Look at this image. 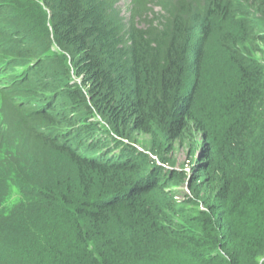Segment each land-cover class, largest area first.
I'll return each mask as SVG.
<instances>
[{"label":"trees","instance_id":"trees-1","mask_svg":"<svg viewBox=\"0 0 264 264\" xmlns=\"http://www.w3.org/2000/svg\"><path fill=\"white\" fill-rule=\"evenodd\" d=\"M17 1L31 21L52 30L63 57L70 60L57 72L65 77L63 91L72 109V116L59 118L65 120L60 127L70 126L64 136L74 149L65 150L87 190L79 203L41 188L44 197L38 199L20 173L10 174L6 186L16 187L19 194L8 198L0 215L10 216L3 220L27 216L36 228L42 209L58 215L53 209L57 203L73 229L63 264H258L264 255V33L246 45L245 39L233 40L235 47L243 43L250 59L235 61L234 76L226 82L232 92L217 90L220 94L207 98V107L200 106L207 118L197 120L212 22L240 11L234 1L177 0L166 15L150 18L149 1L132 0L133 22L127 29L109 13L106 0ZM251 1L264 14V0ZM2 6L0 2V12ZM193 32L199 34L196 42L190 40ZM69 63L78 82L70 78ZM40 69L0 49V92L21 109L27 101L21 82ZM49 85L45 75L37 84ZM82 109L84 120L73 117ZM52 111L47 104L34 115L49 126L59 117ZM196 128L208 143L189 139ZM139 142L150 153L139 151ZM177 142H188L189 174L172 169L168 147ZM4 159L0 153V162ZM157 160L159 165L152 166ZM146 169L148 188L136 185L137 174ZM89 171L104 178L99 196L106 199L79 206L91 196ZM179 181L189 183L191 193L181 203L169 197L161 210L156 199L149 204L144 198L164 182ZM58 222L51 218L48 225ZM114 229L117 237L109 236ZM67 230L59 228L56 242L45 238L63 246ZM34 237L29 242L36 243Z\"/></svg>","mask_w":264,"mask_h":264},{"label":"rangeland","instance_id":"rangeland-1","mask_svg":"<svg viewBox=\"0 0 264 264\" xmlns=\"http://www.w3.org/2000/svg\"><path fill=\"white\" fill-rule=\"evenodd\" d=\"M106 1L110 7L109 13L122 26L126 29L129 28L133 22L131 14L132 0ZM148 1L150 4L148 15L150 18L154 15L161 18L171 10L177 0ZM232 1L237 5L236 8H241L240 11L232 12L227 20L224 18V20L217 19L212 22L213 33L206 50L208 57L205 59L201 93L198 97L197 120L207 118V115L199 110L200 106L207 107V98L220 94L217 90L221 91L222 89L226 93L232 92L231 83L227 85L226 82L231 76H234L235 61H242L245 58L250 59L241 47L243 43L237 42L235 47L233 40L245 39L246 45L250 38H254L253 36L259 32L264 33V14H262L259 6L252 3L251 0ZM0 2L4 7L0 12V49L12 55L18 61H31L34 62L35 67L39 66L41 68L38 72L34 71L33 73L30 71V79L21 82L23 85L21 92H23V98L27 100L21 109L13 106L14 101L8 100L0 92V153L5 155V159L0 162V213L8 208L6 204L8 198H11L13 194H19L16 187L12 190V185L8 184L6 186L5 183L6 178L16 172L26 179L31 188L32 197L43 198L41 189H46L56 197L65 194L71 199V203H79L81 202L79 199L84 196L87 190L85 188L87 184L80 177L77 165L65 150L74 149L71 141L67 138L68 136H64L70 126L60 127V124L65 120L59 119L61 116L66 118L72 116L70 101L66 92L63 91L65 90V77L57 74L61 64H66L70 60L63 57L64 54L61 48L55 43L52 30L43 29L41 25L31 21L26 16L21 1L0 0ZM39 3L41 6V2ZM41 8L43 9L42 6ZM136 22H138V18H136ZM138 25L143 27L145 24L142 20H139ZM198 32L191 33L190 40L192 42L197 41ZM248 46L252 49L254 47L251 44H248ZM236 49H238V52L235 51ZM42 60H44L43 63H41ZM24 64L28 66L26 63ZM67 66L71 69L70 78L78 82L79 80L73 74L72 64L69 63ZM44 75L46 85H50L47 87L37 86ZM190 86L191 84L188 87ZM26 87H31V90L27 91ZM228 87L231 90H228ZM50 89L52 91H49ZM47 104H49V108L54 107V111H52V113L54 112V118L57 115L59 117L58 120L54 119V122H51L49 126H44L36 120L34 114L37 110L47 108ZM85 114L86 111L82 109L75 112L73 117L82 116L84 120ZM98 120H100L99 117ZM197 130L198 128H196L195 135H191L189 139L194 138L199 144L208 143L206 136L201 132H197ZM54 141L59 142L58 145L50 144ZM139 145H135L139 151L145 154L150 153L141 148L142 142H139ZM188 146V142H185V144L177 142L174 144L173 149L169 145L170 154L168 158L172 162L173 170L184 171L187 174L191 173V163L187 158ZM81 153L88 159H100L89 153ZM100 162L106 163L102 160ZM155 163L152 166L159 165L158 160ZM147 176V169L142 173H138L136 177H140V181L138 180L139 182H136V185L148 188L150 177ZM86 179L93 182V187H90L89 191L91 196L87 200L84 199L79 206L84 205L85 202L94 205L102 203L106 197L99 196V193L103 190L104 178L96 172L89 171L86 172ZM162 185L165 186L161 190H156L153 195L148 194L144 197L149 204L150 199H156L161 210L164 207L166 208L165 199L172 197L176 202L181 203L185 194L191 195L189 183H186V181L171 182V184L164 182ZM170 193H173V196H170ZM55 205L53 209L58 212L59 216L53 215L54 212L49 211L51 209H42L35 223V226L37 224L36 228L29 225L27 216H19L15 218V221L8 222L3 219L10 215H0V264H63L62 253L63 251L67 252L65 248L71 243L69 240L73 235V229L72 224L68 225L69 220L64 219V214L60 213L62 212L60 211L62 210L61 207L57 203ZM168 213L170 212L168 211ZM51 218L58 219L60 224L58 222V225H48ZM62 227H70V230H67L63 235L64 239L61 240L64 245H60V241L59 243L49 244L45 237L48 235L49 240L52 239V242L53 238L55 242L58 241L57 237L60 235L58 231ZM30 228L33 230L32 232H30ZM114 231L115 229L111 232L112 234L109 233V236L117 237ZM33 234L37 237H34L36 243L28 240ZM118 237L121 239L122 235L118 233ZM131 258L132 254L128 257V260Z\"/></svg>","mask_w":264,"mask_h":264},{"label":"water","instance_id":"water-1","mask_svg":"<svg viewBox=\"0 0 264 264\" xmlns=\"http://www.w3.org/2000/svg\"><path fill=\"white\" fill-rule=\"evenodd\" d=\"M264 262V255L258 260V264H262Z\"/></svg>","mask_w":264,"mask_h":264}]
</instances>
